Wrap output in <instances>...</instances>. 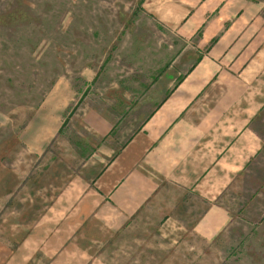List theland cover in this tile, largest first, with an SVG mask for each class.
I'll return each mask as SVG.
<instances>
[{"label": "rangeland", "instance_id": "374dc122", "mask_svg": "<svg viewBox=\"0 0 264 264\" xmlns=\"http://www.w3.org/2000/svg\"><path fill=\"white\" fill-rule=\"evenodd\" d=\"M253 1L264 22V0ZM181 7V0H0V264H50L48 255L52 264H264V101L252 120L261 149L217 200L233 212L222 230L218 215L214 227L204 224L207 200L160 198L122 231H104L93 253L78 243L93 242L98 221L104 228L75 181L95 178L111 156L97 150L104 140L69 117L83 102L129 114L117 123L116 150L123 146L131 125L171 92L169 68L184 47ZM255 90L264 99V87ZM55 106L61 128L43 134Z\"/></svg>", "mask_w": 264, "mask_h": 264}, {"label": "crops", "instance_id": "0c3cea01", "mask_svg": "<svg viewBox=\"0 0 264 264\" xmlns=\"http://www.w3.org/2000/svg\"><path fill=\"white\" fill-rule=\"evenodd\" d=\"M181 6L175 11L178 20L182 9L176 28L184 47L169 68L176 71L165 82L171 92L153 112L139 116L123 146L116 150L117 123L129 114H105L83 102L79 114L69 117L104 140L97 150L111 156L95 178L75 181L81 196L91 200L89 215L99 217L104 228L99 230L97 220L90 232L93 242H78L88 253L93 243L106 241L104 231H122L160 198L207 200L204 224L213 226L218 215L222 230L232 212L217 201L231 189L233 179H226L245 171L261 149L252 120L263 107V93L249 88L264 87L262 6L253 0H181ZM61 94L65 102L69 98L67 105L73 101L68 86ZM58 109L45 115L41 133L59 132L64 114ZM98 231L100 238L94 236ZM55 259L48 255V263Z\"/></svg>", "mask_w": 264, "mask_h": 264}]
</instances>
